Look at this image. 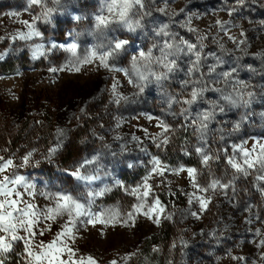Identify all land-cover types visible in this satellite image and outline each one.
<instances>
[{
  "label": "rangeland",
  "instance_id": "1",
  "mask_svg": "<svg viewBox=\"0 0 264 264\" xmlns=\"http://www.w3.org/2000/svg\"><path fill=\"white\" fill-rule=\"evenodd\" d=\"M45 3L56 9L52 22H37L41 37L24 41L16 37L28 31L22 22L31 21L33 12L38 15L41 10L30 9L29 0H0V53H7L0 59V157L19 164L25 155L32 154V164L18 169V174L35 186L34 196L18 189L24 199L43 207L49 201L42 193L66 190L85 202L87 192H103L95 197L92 210L114 209L120 216L104 217L106 223L94 225L78 222L75 239L70 242L78 257L91 256L96 264H264V246H258L264 240V194L254 187V175L245 178L235 173L222 151L234 144L250 149L255 141H264V0H145L138 17L142 28L136 33L96 30L95 15L103 0ZM164 26L203 44L204 52H214L225 69L236 67L239 77L255 91L249 108L233 109L223 116L222 123L212 126L208 151L222 158L209 161L207 166L195 153L197 136L182 128L179 115L171 114L179 112L180 106L168 107V95L180 92L182 74L165 82L163 91L152 83L137 94L128 77L99 67L98 61L81 66L79 71L50 70L65 68L74 59L63 48H51L52 43H77V54L82 55L85 49L104 45L115 36L146 50L159 39L155 31ZM230 36L245 43L238 46ZM41 44L44 54L33 58L32 49ZM132 53L133 47H129L114 63L130 67ZM208 62L214 61L209 58ZM249 66L256 71L250 72ZM114 79L119 81L121 96L128 98L119 104L113 101ZM212 95L208 93L206 98ZM245 112L249 113L246 120L234 130ZM158 118L174 126L169 143L160 148L148 139L161 131L156 126ZM60 139L63 146L49 161V149ZM153 158L169 169L196 168L202 185L213 178L233 183L235 194L231 190L228 195L219 190L206 194L212 196L211 202L197 218L191 213L199 205L189 204L186 195L194 191L187 173L165 172L150 181L159 185L154 193L164 211H154L151 218L142 213L130 218L128 213L138 201L128 190L142 184ZM85 160L93 161L87 166L88 174L99 177L87 187L67 174ZM10 217L11 212L0 209V224L21 226L13 224ZM65 219L47 222L51 229L37 235L36 241L50 242ZM147 241L152 243L150 248ZM22 252L23 244L17 242L6 264H21Z\"/></svg>",
  "mask_w": 264,
  "mask_h": 264
},
{
  "label": "snow or ice",
  "instance_id": "2",
  "mask_svg": "<svg viewBox=\"0 0 264 264\" xmlns=\"http://www.w3.org/2000/svg\"><path fill=\"white\" fill-rule=\"evenodd\" d=\"M52 2L60 5V0H52ZM29 8H39L41 11L38 15L33 12L31 21L22 22L28 31L19 32L16 37L24 41L31 40L33 37H41V32L37 29V22L51 23V17L56 11L55 8L47 7L45 0H29ZM144 8V0H103V7L95 15V28L101 33L124 30L136 33L138 29L142 28L138 17L141 16ZM76 19L81 18L76 17ZM217 23L221 25L222 31H226L222 22L218 21ZM244 35L241 32V36ZM155 36L159 39H155L146 50L139 45L130 44V40L127 38L120 39L114 36L104 45L96 46L90 50L85 49L82 55L77 54V43L67 45L52 43L51 48H63L64 51L71 53L74 59L65 68L50 70L53 72L79 71L81 66L98 61L99 67L110 72L123 73L128 77V84L137 90V94H142L145 88L152 83H156L163 91L165 82L175 80L182 74L180 92L168 95V107L172 108L173 104L180 106L179 112L173 110L171 114L179 115L182 118V128L185 131L191 129L192 133L197 136L199 145L195 148V153L207 166L209 161L222 158L215 153L209 154L208 151V133L212 130V126L215 123H222L223 116L233 109L249 108L255 97L254 88L247 80L239 77L236 67L225 69L224 62L214 52H204L203 44H197L178 33L169 32L166 26L155 31ZM202 39L203 37H201ZM229 39L238 46L245 43L244 40L237 41L231 36ZM43 47L41 44L32 49L33 58L44 54ZM129 47H133L130 67H118L114 61L118 60L122 54L127 53ZM6 55L7 53H0V59ZM209 58L214 62L209 63ZM218 68L219 71H217ZM249 71L254 73L256 69L249 66ZM119 86V81L114 79L112 93L113 101L117 104L122 99H128L121 96L118 91ZM208 93L213 95L206 98ZM248 115V112L243 114L240 122L234 126V130L239 129L240 124L246 120ZM156 126L161 131L156 136L149 135L148 139L156 147H164L169 143L174 126L159 118ZM63 135V132L59 133V136L63 137ZM62 146L63 139H60L56 146L49 149V161ZM222 151L223 158L235 170V173L245 178L254 175V187L264 194V141H255L250 149L245 144H234L230 150ZM188 154L190 153L185 152V155ZM31 156L32 154L28 153L19 164L14 163L13 159L0 157V209H3L5 213L11 212L12 223L21 225L13 227L0 224V264H6L10 258L9 254L16 250L17 242L23 244V252L20 253L21 264H96L95 259L91 256L78 257L76 251L70 246V242L75 239L74 230H77L78 222L93 225L97 222L106 223V220L102 218H117L120 216V212L114 209L92 210L95 197L103 195V192H87L85 202H81L80 197L66 190L42 193L41 195L49 201V204L43 207L24 199L23 193L18 189H24L29 196H34L32 189L35 186L30 184L24 175L18 174V169L30 166L32 164ZM91 163H93L92 160H85L75 169L69 170L67 174L87 187L99 179L98 176L88 174L87 166ZM9 169H13L10 174H8ZM165 172L176 175L182 172L187 173L194 191L186 193V195L189 196V204L199 205L198 210L191 213L197 218H199L200 212L207 210L211 202L212 196L206 194H215L219 190L228 195L229 190L233 194L236 191L233 183L221 182L218 178H213L207 185H202L197 181L196 168L169 169L159 159L153 158L152 168L142 184L128 190L129 194L135 196L138 201L134 205V210L128 213L130 218L140 213L151 218L154 211H164V206L154 193V187L159 185L154 186L150 181L156 176L163 177ZM149 198L151 199L149 200ZM58 217L66 218L60 226V231L48 243L37 242L35 239L37 235L42 236L44 230L51 229V224L47 222H55ZM256 234L260 235L259 231ZM258 246H264V240H261ZM236 259L243 258L237 257ZM112 264H116V262L113 261Z\"/></svg>",
  "mask_w": 264,
  "mask_h": 264
},
{
  "label": "trees",
  "instance_id": "3",
  "mask_svg": "<svg viewBox=\"0 0 264 264\" xmlns=\"http://www.w3.org/2000/svg\"><path fill=\"white\" fill-rule=\"evenodd\" d=\"M144 3H145V0H144ZM167 240H168V236L165 238V240H164L163 242H166ZM151 245H152V243L149 242V241H147L146 246H148V248H150ZM155 245H156V244H155ZM151 264H155V263H154V262H151ZM159 264H161V263H159Z\"/></svg>",
  "mask_w": 264,
  "mask_h": 264
}]
</instances>
